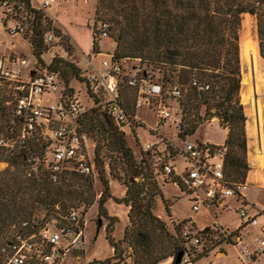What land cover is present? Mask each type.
<instances>
[{"label":"trees","instance_id":"16d2710c","mask_svg":"<svg viewBox=\"0 0 264 264\" xmlns=\"http://www.w3.org/2000/svg\"><path fill=\"white\" fill-rule=\"evenodd\" d=\"M95 1L96 23L91 26L93 53L101 52L99 41L103 37L114 41L112 61L122 63L119 74L121 87L116 102L126 110L128 121H115L111 116L110 106L115 101L103 84L93 89L87 79V73L91 70L82 73V69L72 60L60 57L52 59L48 70L56 74L61 93L73 97L72 88L67 86L75 79L86 83L87 95L96 103L86 112L81 103L83 117L80 120L85 135L98 138L93 156L95 172L83 175L71 171L53 181L51 173L41 164L37 170L32 166L31 170L27 168L28 154L25 152L12 154L0 148V162L8 164L0 170V257L4 255L3 250L11 251L10 245L15 243L18 235L24 238L38 237L43 228L69 227L71 222L67 220V214L71 210L82 208L79 224L83 226L84 218L81 215L97 202L98 216L108 221L104 230L113 250L112 257L105 260L106 264H122L124 254L132 260V264H157L165 259H172V264H181L187 251L181 233L171 234L166 222L152 210L154 199L163 197L157 178L153 175L155 159L142 152L140 160H137L125 138L126 128H130L134 134L144 127L132 125L133 116L138 113L135 106L138 93L135 87L129 85V80L136 78L164 87L162 98L170 103L172 110L171 101L177 103L181 110L177 136L181 141L192 136L200 124L213 119L219 121L227 129L224 144L228 151L221 158L225 177L231 182L246 181L250 165L246 158L247 115L240 99L243 80L240 27L245 13L256 18L258 48L264 58V0ZM14 3L13 11H17V16L22 6L27 9L26 18L31 33L28 31L25 35L32 54L43 61L42 54L53 42L47 44L44 41V37L51 33L48 31L52 21L46 16V9L34 6L32 0H14ZM8 5L10 0H0L2 13L10 12ZM97 22H100L99 26ZM103 24H108L107 36L102 35ZM64 44H68V39ZM130 60H138L146 66L124 78L126 88L133 91L132 95L122 88L125 63ZM148 67L157 73L156 80ZM176 86L181 88L179 96L169 92ZM150 134L153 141L158 138L152 131ZM104 145L108 151L117 153L123 164V177L111 163L109 166V174L124 181L126 192L121 199L114 198L110 191L105 159L99 155ZM97 178L103 186L99 198H96ZM180 188L184 191L183 187ZM112 198L129 207L128 225L120 240L113 236L119 219L110 216L107 209ZM163 202L170 217V205L167 200ZM215 228H210L207 234L210 246L200 251L192 248L187 252L190 261L185 264L197 263L213 247L226 243L224 229ZM180 253L181 259H178Z\"/></svg>","mask_w":264,"mask_h":264},{"label":"built area","instance_id":"2783aa9c","mask_svg":"<svg viewBox=\"0 0 264 264\" xmlns=\"http://www.w3.org/2000/svg\"><path fill=\"white\" fill-rule=\"evenodd\" d=\"M55 1L41 0L35 6L47 9ZM6 21L8 22L7 14L0 20L4 32L13 38L19 36L23 31L21 25L8 26ZM107 26L108 24H103V36H107ZM55 38L50 33L44 37V41L49 44ZM26 55L11 52L0 57V148L12 154L25 152L34 170H37L40 160L35 155L41 152V166L51 173L53 181L71 171L83 175L93 174L95 164L89 153L88 137L80 123L83 117L81 101L58 92L59 80L54 72L48 70L51 61L48 62L43 57L42 61L32 53L29 57ZM102 64V71H94L91 67L87 79L94 90L101 84L105 86L115 101L110 106L111 116L115 121L127 122L126 110L116 102L121 87L119 74L122 63L112 61L111 54L110 59L103 60ZM129 85L137 89V109L147 106L148 109H154L157 116L156 128L149 127V132L152 131L158 138L141 146L146 156L155 159L152 167L155 178L183 187V193L193 196L195 211L200 210L201 206H224L226 198L235 197L241 201L238 212L247 221L244 225L258 224L257 218L264 214V209L247 199V180L231 182L225 177L221 158L228 151L226 144H200L188 139H183L179 144L170 141L159 132L166 120L173 118L170 103L161 96L164 87L155 82H141L136 78L130 79ZM180 89L176 86L169 92L173 96H179ZM132 120L134 127L145 126L138 113ZM181 160L183 168L180 170ZM251 209H257L258 214L252 213ZM79 219V211L71 210L67 214L71 225L67 228H43L38 237L24 238L18 235L15 243L10 245L11 251L3 250L0 264L79 263L80 260H76L79 256L72 255L74 251L84 250L85 245L84 221L81 226ZM210 228L216 229L209 227L203 231H194L192 228L180 232L187 250L181 264L190 261L187 252L192 248L200 251L210 246L207 238ZM222 231L226 243L236 247L243 264H264V225L254 238L253 248L246 244L241 232L230 234L225 229ZM72 258V262L67 261Z\"/></svg>","mask_w":264,"mask_h":264},{"label":"rangeland","instance_id":"374dc122","mask_svg":"<svg viewBox=\"0 0 264 264\" xmlns=\"http://www.w3.org/2000/svg\"><path fill=\"white\" fill-rule=\"evenodd\" d=\"M32 1L34 3V6L38 5L37 0ZM64 1L66 3H70L71 5L69 4V6L67 5V7H63L59 4L60 0H56V2L53 3V6L45 10L46 16H48L49 19L52 21L50 25V30L48 32L54 33L58 38H56L50 44V47L47 49V52L43 53L42 57L48 62L52 61L54 57L72 60L76 63V65H78L82 69V73H84L86 70H91V67L94 68V71H102L104 69L102 64L103 60L110 59V55L114 52L115 49V43L110 38L103 37V39L99 41L101 52L96 54L93 53V33L91 26L93 23H96L94 14L95 7L97 6L96 1ZM14 4V0H10V5H8L10 12L7 13L8 22L6 21V23L8 26H12L13 24H20L23 31L19 36H16L14 38L10 37L4 32L3 24H1L0 22V41L3 42L4 45L0 48V52L5 53L13 49V53L16 52L17 54H21L22 56L27 54L26 56L29 57L31 53H33V51L31 50V46L29 45V42H27V36L25 35L28 31L30 32V23L29 20L26 18L27 9L22 6L17 16V13H15L17 11H13ZM2 10L3 7L2 9H0V20H2L4 16H6V14L2 13ZM57 12L61 15L69 13L68 15L74 17V20L67 22L66 27H68L71 35L74 37L77 43L72 39L73 37L70 35L67 28L62 25L59 20H56L47 14L49 13L52 16H55L58 14ZM247 14L249 13H245L244 15H242V27H240V41L242 43V41H244L246 38H251L254 43H259L256 32V18L250 14V27L243 24V20L245 19ZM99 23L100 22H97V26H99ZM65 39H68V44H64ZM12 41L14 42V45H12ZM241 43L240 47H242ZM251 63L252 62L250 58H243V56H241V67L243 73L242 79L245 76L249 77V85H244L242 83L240 99L243 103L242 95L246 93V95H248L250 98V104L246 105L245 103H243L245 105L244 111L247 115V123H245L248 136L246 158L248 164L250 165V170H248V172L246 173V179L249 182V186L246 188V195L250 203L255 204L256 206L264 209V161L260 160L261 158L258 154L259 134L257 128H255V125L257 127L258 123V119L255 113L256 109L259 108L260 113L264 116V58L261 57L258 66L254 68ZM138 68L139 70H143L146 68V66L141 65L138 60H130L125 63V72L122 74V88L123 90L127 91V94L132 95L133 91L129 88H126L127 86L124 81V78L125 76H130L131 74H133V72H135V70ZM148 68L149 73H151L156 80L158 78L157 73L155 71H152V68ZM86 86L87 85L85 82H77L75 79H73L70 82V85L67 86L72 88V96L81 101L85 108V112L90 111L96 106L95 101L87 95ZM58 92L60 93V90H58ZM53 98L56 99V96H54ZM171 103V106L173 107L174 117L170 120H166L165 124L160 127L159 132L160 134L168 138L170 141L179 144L181 143V140L178 139L177 136L179 132L181 110L178 108L177 103H175L174 101H171ZM138 116L143 120L145 126L136 130L134 134L132 133L130 128H126L125 138L127 140L128 146L131 147V149L133 150L132 152L135 158L137 160H140V157L142 156L141 146L146 141L153 140L149 132V127L156 128L157 116L154 109H148L147 106H143L138 110ZM252 129L254 131H252ZM226 138L227 129L221 126L219 124V121L215 119L200 124L197 127L196 132L192 136L187 137L188 140L200 144L215 142L222 144L225 142ZM97 140V137H91V135L88 134L87 143L89 144V153L92 159L94 156V150H96ZM99 155L105 159V168L107 172V177L110 182L111 180H117L109 174L110 163L112 164V167L117 170L120 176H124V173H122L121 170L123 164L121 163L120 157L117 153L108 151L107 147H105L104 145L103 148L99 151ZM35 157H39L40 159L38 160L37 164H42L43 155L41 154V152L36 154ZM7 165V162H0V170L7 167ZM26 166L29 170H31V163L29 161H27ZM181 168H183L182 160L180 161V170ZM118 181L120 185H116L114 183L113 185L112 183L111 185H109L111 193H116L117 190H120V192L123 193L122 187L126 189L125 185L122 183L124 181ZM100 182L101 181L99 180V178H97L95 182L96 193H98V191L103 188ZM156 182L159 186V189L161 190V194L163 197L157 196V198L154 199V205L152 210L158 217L162 218V220L166 222L167 228L171 234L179 235L180 232L184 229L193 228L194 231H203L209 227H222L225 230L229 231L230 234L241 232L245 236L246 244L249 245L250 248H253L254 238L260 228L264 225V214L258 216V224L255 225L252 223H248L244 225V223H246L247 221L238 212V208L241 206V201H238L235 197L231 196L226 198V201L224 203L227 207H225V205L219 206L218 208L201 206L200 210L195 211L193 209L192 195H187L186 193H183L181 188L173 185V183L164 184L159 179H156ZM162 199L167 200V203L170 205V217L168 216L169 214L167 213ZM113 203L112 201L108 203V212L109 210L113 212ZM92 206V209H89L90 212L87 211L86 213L81 215L84 218L83 221L85 227L84 233L86 239V254L84 256V253L82 251L74 252L75 256H81V262L83 264H106L105 260H107L109 257H112L110 243L108 242V240H106V233L104 230L108 221L103 217L98 216V213L96 211L98 210L97 202H95ZM115 208L118 211L116 217L119 219V222L116 224V228L113 231V236L116 240H118L122 236L123 231L128 225V220L126 218L127 207L126 205H116ZM76 210L80 212L79 214L82 213V208ZM251 212L258 214L257 209H251ZM99 218L102 219L103 226H101V228L97 231L98 227L96 225H98ZM243 225L244 227L242 228ZM224 253H226L227 256H225ZM123 256L125 259L122 260V264H132V260L130 258H128L125 254ZM67 261L72 262L73 258ZM172 262V259H165L162 262L159 261V263L157 264H172ZM188 264L193 263L189 262ZM195 264H243V261H241V259L239 258L236 251V247L224 242L220 245H217L216 247H213L205 257H203L200 261Z\"/></svg>","mask_w":264,"mask_h":264},{"label":"bare ground","instance_id":"6f19581e","mask_svg":"<svg viewBox=\"0 0 264 264\" xmlns=\"http://www.w3.org/2000/svg\"><path fill=\"white\" fill-rule=\"evenodd\" d=\"M250 20H251V16L250 14H247L245 19L243 20V24L246 26L250 27ZM244 38V37H243ZM243 40V39H241ZM258 44L259 43H254L251 38H246L244 41H242L241 45V56H243V58H250L251 60V64L254 67L258 66L259 64V60L261 59V55L259 53V48H258ZM243 60V59H242ZM245 61V60H244ZM263 64V63H262ZM251 75V74H250ZM242 83L244 85H247L249 83V77L245 76L242 80ZM249 85V84H248ZM250 92V91H249ZM247 94V93H246ZM243 94L242 95V100L243 103H245L246 105L250 104V98L248 95ZM256 104V103H255ZM258 105V104H257ZM253 106V105H252ZM259 107V106H258ZM257 107V108H258ZM248 109V108H247ZM247 111V110H246ZM256 116L258 115V131H259V139H258V154L260 155L259 157L261 158L260 160L264 161V116L260 113L259 108L255 111ZM264 114V113H263ZM249 115V114H248ZM255 122V121H254ZM255 124V123H254ZM250 127V126H249ZM252 131H254L252 129ZM252 136V135H250ZM250 143V142H249ZM255 145V144H254ZM257 148V147H256ZM254 149V148H253ZM254 155V154H253ZM256 158V157H255ZM253 159V158H252ZM257 159V158H256ZM253 161V160H252ZM252 175V174H251ZM254 178V176H253ZM251 180V177H250ZM259 180V179H258Z\"/></svg>","mask_w":264,"mask_h":264},{"label":"crops","instance_id":"0c3cea01","mask_svg":"<svg viewBox=\"0 0 264 264\" xmlns=\"http://www.w3.org/2000/svg\"><path fill=\"white\" fill-rule=\"evenodd\" d=\"M38 1H41V0H38ZM56 2V1H55ZM68 2H70V1H68ZM60 5H62L63 7L65 6V7H67V5L69 6V4L70 3H66L64 0L62 1V0H60V3H59ZM71 5V4H70ZM51 6H53V4L51 5ZM51 6H49L48 8H50ZM76 9V8H75ZM65 12V11H64ZM58 13V12H57ZM50 17H52V18H54V19H56V20H59L60 22H61V24L62 25H64L65 27H66V24H67V22H69V21H72V20H74V17H71L70 15H68L69 13H67V14H65V15H61L60 13H58L57 15H55V16H52L51 14H49V13H47ZM76 19V18H75ZM67 28V30L69 31V29H68V27H66ZM69 33H70V31H69ZM93 33V32H92ZM70 35H71V33H70ZM72 36V35H71ZM73 37V36H72ZM75 42H76V40L74 39V37L72 38ZM28 42V41H27ZM77 43V42H76ZM92 44H93V42H92ZM2 46H4L3 45V42H1L0 41V48L2 47ZM92 48H93V46H92ZM13 51V49L12 50H10L9 52H0V57H3V56H6L7 54H9V53H11ZM89 60H90V57H89ZM257 110V109H256ZM257 119H258V115H257ZM258 123H259V120H258ZM258 123H257V127H256V125H255V128H257V131H258ZM258 134H259V131H258ZM148 141H150V140H148ZM147 142V141H146ZM216 143V142H215ZM216 144H219V143H216ZM248 182V181H247ZM111 183H112V185H113V183L114 184H116V185H120V183H119V181L118 180H111V182L109 183V185H111ZM168 183V182H167ZM249 183V182H248ZM169 184V183H168ZM102 185V184H101ZM122 189H123V193H121L120 192V190H117L116 191V193H113L112 192V195L114 196V198H117V199H121V198H123L124 196H125V192H126V189L125 188H123L122 187ZM102 190H103V188H101V190H99L98 191V193H97V197L96 198H99L100 197V195H101V193H102ZM114 198H112V199H110L109 201L111 202L112 201V203H113V208H114V210H113V212L112 211H110L109 210V215L110 216H116V214H118V211L116 210V205H125V204H121L120 202H118V201H116ZM110 202H108V203H110ZM107 206H108V204H107ZM93 207V206H92ZM92 207H91V209H92ZM127 207V213H126V218H127V220H128V216H127V214H128V212H129V207L128 206H126ZM90 209V210H91ZM107 209H109V208H107ZM97 211V213H99V210H96ZM90 212V211H89ZM97 213H96V215H97ZM101 218H99L98 219V225H96L97 227H98V229H97V231L101 228V224L102 223H100L99 222V220H100ZM102 220V219H101ZM105 228H106V226H105ZM84 229H85V227H84ZM124 232V231H123ZM259 233V231L257 232V234ZM256 234V235H257ZM122 236H123V233H122ZM122 236L120 237V238H122ZM119 238V239H120ZM107 240V239H106ZM84 241H85V245H86V239H85V233H84ZM85 245H84V250H83V253H84V256H85V254H86V250H85ZM253 247H255V245H254V242H253ZM110 250H111V252L113 253V250H112V248H111V246H110ZM224 255L225 256H227V254L226 253H224ZM84 258V257H83ZM81 256H79V257H77V259L76 260H80V262H81ZM71 260V259H70ZM262 262L264 263V259H262Z\"/></svg>","mask_w":264,"mask_h":264},{"label":"water","instance_id":"95a60500","mask_svg":"<svg viewBox=\"0 0 264 264\" xmlns=\"http://www.w3.org/2000/svg\"><path fill=\"white\" fill-rule=\"evenodd\" d=\"M106 118H107L106 120L108 121V117H106ZM99 222L102 223V220L100 219ZM178 259H181V253L178 256Z\"/></svg>","mask_w":264,"mask_h":264}]
</instances>
